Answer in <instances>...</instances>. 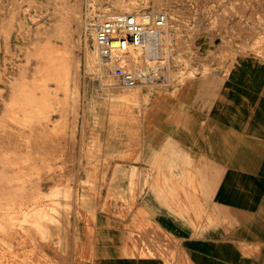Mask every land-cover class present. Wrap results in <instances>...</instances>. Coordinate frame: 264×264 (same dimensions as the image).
I'll return each instance as SVG.
<instances>
[{
    "label": "rangeland",
    "instance_id": "obj_1",
    "mask_svg": "<svg viewBox=\"0 0 264 264\" xmlns=\"http://www.w3.org/2000/svg\"><path fill=\"white\" fill-rule=\"evenodd\" d=\"M161 14L160 49L156 38L124 63L102 56L99 24ZM254 54L264 0H0V264H80L95 212L132 201L117 183L123 136L137 141L201 60ZM144 64L160 66L157 82L124 87L113 74Z\"/></svg>",
    "mask_w": 264,
    "mask_h": 264
},
{
    "label": "crops",
    "instance_id": "obj_2",
    "mask_svg": "<svg viewBox=\"0 0 264 264\" xmlns=\"http://www.w3.org/2000/svg\"><path fill=\"white\" fill-rule=\"evenodd\" d=\"M199 68L137 141L123 136L132 201L95 212L80 264H264V54Z\"/></svg>",
    "mask_w": 264,
    "mask_h": 264
},
{
    "label": "built area",
    "instance_id": "obj_3",
    "mask_svg": "<svg viewBox=\"0 0 264 264\" xmlns=\"http://www.w3.org/2000/svg\"><path fill=\"white\" fill-rule=\"evenodd\" d=\"M167 21L168 16L165 14L152 15L147 20L135 15L110 18L96 28L98 49L106 60L124 63L125 58L146 48L150 37L161 38L162 28ZM161 70L157 65H123L114 68L113 74L120 85L135 87L157 82Z\"/></svg>",
    "mask_w": 264,
    "mask_h": 264
},
{
    "label": "bare ground",
    "instance_id": "obj_4",
    "mask_svg": "<svg viewBox=\"0 0 264 264\" xmlns=\"http://www.w3.org/2000/svg\"><path fill=\"white\" fill-rule=\"evenodd\" d=\"M111 18H113V17H111ZM161 36H162V34H161ZM97 38V37H96ZM154 39H156V38H152V37H150L149 38V41L147 42V44H146V50H147V48H148V46L150 45V43L154 40ZM161 42V38H159L157 41H156V43H157V47H158V49H160L159 48V43ZM160 51V50H159ZM161 52V51H160ZM148 55H149V53H147ZM161 55V54H160ZM159 55V56H160ZM206 73H207V71H206ZM4 160V159H3ZM11 165H14V164H11ZM204 168V167H203ZM9 169V168H8ZM27 172V171H26ZM25 172V173H26ZM18 173H20V171L18 172ZM7 174V173H6ZM8 175H9V173H8ZM22 177H23V175H21ZM2 177H3V175H2ZM7 177V176H6ZM12 178V177H11ZM185 179V178H184ZM7 181V180H6ZM11 181V180H10ZM2 182V181H1ZM8 185V184H7ZM21 189V188H20ZM186 189V188H185ZM8 190V189H7ZM16 190V189H15ZM26 190V189H25ZM5 191V190H4ZM9 191V190H8ZM13 191H14V189H13ZM6 192V191H5ZM10 192H12V191H10ZM9 192V193H10ZM13 193V192H12ZM2 194V193H1ZM6 197V196H5ZM15 198V197H14ZM183 198V197H182ZM5 199H7V198H5ZM1 204V203H0ZM44 208V207H43ZM38 210V209H37ZM179 210V209H178ZM187 211V210H186ZM190 216V215H189ZM199 218V217H198ZM129 252H130V250H129Z\"/></svg>",
    "mask_w": 264,
    "mask_h": 264
}]
</instances>
